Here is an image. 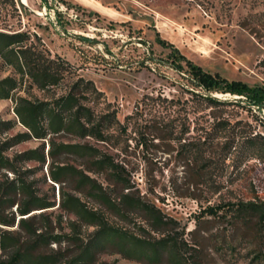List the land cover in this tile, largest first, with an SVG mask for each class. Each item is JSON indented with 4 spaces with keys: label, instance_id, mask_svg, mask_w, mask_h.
<instances>
[{
    "label": "rangeland",
    "instance_id": "1",
    "mask_svg": "<svg viewBox=\"0 0 264 264\" xmlns=\"http://www.w3.org/2000/svg\"><path fill=\"white\" fill-rule=\"evenodd\" d=\"M0 32H25L35 42L39 38L52 57L70 63L78 76L96 85L121 123L138 113L119 148L109 151L131 180L132 197L154 206L170 223L162 228L163 235L151 230L148 214L140 209L124 207L118 215L75 179L53 182V168L75 166L112 199L122 194L121 184L106 173H94L83 159L67 154L49 158L48 140L31 139L6 151L14 158L44 144L46 163L18 161V176L37 196L55 202L30 215L36 216L37 226L69 235L63 245L69 257L91 244L97 231L62 209L63 197L73 196L133 236L153 242L172 234L179 244L176 255L189 264H264V220L239 210L253 202L264 211V154L251 156L258 144L249 143L264 136V109L230 94L215 93L225 104L213 107L193 99L185 76L171 66V48L159 44H171L212 75L250 87L264 85V0H0ZM9 76L15 77L13 69L0 60V80ZM19 94L46 97L35 88ZM0 120H16L12 99H0ZM156 125L169 131L155 132ZM24 132L17 124L0 132V138ZM56 142L85 140L63 134ZM7 177L12 180L14 175ZM6 182L1 176L0 184ZM210 207H220L216 216L205 213ZM95 251L87 264H174L167 255L153 263L116 247Z\"/></svg>",
    "mask_w": 264,
    "mask_h": 264
},
{
    "label": "trees",
    "instance_id": "2",
    "mask_svg": "<svg viewBox=\"0 0 264 264\" xmlns=\"http://www.w3.org/2000/svg\"><path fill=\"white\" fill-rule=\"evenodd\" d=\"M36 40L25 32H0V60L11 67L15 74V77L0 80V99L14 101L16 116L14 121L0 120V132L12 129L17 124L26 129V132L4 141L0 138V177L7 178L6 183L0 184V264H87L95 257L96 248L108 246L153 263L167 255L174 264H189L185 257L176 255L179 244L172 234L167 233L153 242L133 236L126 230L109 225L103 215L89 209L77 197H63L62 209L73 212L79 220L97 227V231L91 244L76 256L69 257L67 249L63 248L64 244L69 243V235L54 234L51 229L36 225V216L30 214L34 210H48L55 206V202L37 196L32 185L18 176L17 163L21 160L46 163L44 144L41 149L23 152L14 158L6 154L15 144L31 139L48 140V157L52 160L63 154L83 159L93 172L106 173L112 181L121 184L122 194L112 199L97 185L95 179L75 166L58 165L53 168L50 174L53 182L60 184L64 177L75 179L80 185L88 186L92 196L118 215L123 214L124 207L140 209L148 214L151 230L162 235V228L170 226L154 206L132 197L131 180L109 151V148H119L121 136L126 135L138 113L126 117L125 122L121 123L92 81L78 76L70 63L60 57H52L40 39L36 37ZM159 44L171 48V66L185 76L193 99L201 98L213 107L225 104L214 96L215 93L230 94L244 97L249 106L259 111L264 109V85L250 87L239 81H228L219 75H212L187 60L171 44L162 40H159ZM34 88L46 97L30 99L19 94L22 91L30 93ZM57 89L63 92L58 94ZM168 128L156 125L154 131H169ZM115 129H118V135L114 133ZM135 132L144 136L142 132ZM63 134L85 140V143L58 144L56 139ZM160 135H155V138L162 139ZM249 141L258 144V150L252 152L251 156L264 154V136H255ZM8 173L14 175L12 180L8 179ZM14 207L16 209L13 211ZM219 209L210 207L205 213L216 216ZM239 210L256 213L264 220V211L256 203L242 204ZM39 217L48 218V215L41 214ZM52 244H56L57 248L52 249Z\"/></svg>",
    "mask_w": 264,
    "mask_h": 264
}]
</instances>
